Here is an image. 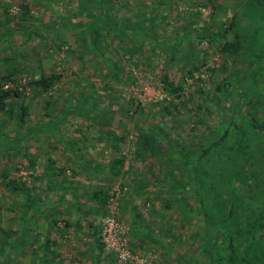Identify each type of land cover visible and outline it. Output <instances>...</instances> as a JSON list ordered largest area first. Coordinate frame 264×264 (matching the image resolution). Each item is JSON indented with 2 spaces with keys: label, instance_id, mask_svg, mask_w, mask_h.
Returning a JSON list of instances; mask_svg holds the SVG:
<instances>
[{
  "label": "rangeland",
  "instance_id": "obj_1",
  "mask_svg": "<svg viewBox=\"0 0 264 264\" xmlns=\"http://www.w3.org/2000/svg\"><path fill=\"white\" fill-rule=\"evenodd\" d=\"M26 1L29 11L27 18H23L17 12V0H0V75L4 77L6 72L14 70L10 77L0 78L1 86L18 88L22 85V79L28 86L27 91L19 89L21 95L12 97V102L7 99L5 107L10 106L12 115L0 110V258L9 257L7 264H19L17 260L31 256V250L25 249L23 245L31 240L34 229L38 225L43 227L50 223V218H57L51 227L53 232L65 231L60 220L65 198L64 192L59 190L67 186L65 191L69 190V198H74L78 193L77 188L81 187L75 185V179L82 178L84 174L75 167V159L69 158L65 165L54 162L55 149L59 148L56 145L66 142L80 144L81 141L76 140H80L81 134H93L98 138H85L92 145H106L109 152L105 153V158H110L114 153L118 155V150L113 148L107 135L114 132L124 135L118 145L119 151L132 148L138 140V130L133 125L134 114L131 113V109L136 106L135 99L140 100L143 107L141 112L136 111L135 114L141 115L136 120H142L141 123L155 120L164 127L170 126L172 122L174 127L169 137L176 138L178 142L188 135L186 132H191L196 145L201 140L200 133L213 130L220 110L217 109V102L218 106L224 108L231 105L234 92L229 87L227 94L222 95L214 88V83L221 80L226 70L220 65L221 55L216 48V41L208 40V34L212 30L216 31L219 23L232 16L239 22L237 29L245 40L237 54L224 59L228 73L234 72L231 83L236 86L235 89H254L253 84L239 80L242 76L257 77L259 94L264 96V0ZM151 14H155L156 18L162 14L166 17L157 21L154 19L151 23ZM188 20H192L191 23L183 28L182 25ZM232 31L229 29L225 32L227 39L232 37ZM27 32L28 37L24 39ZM175 37L179 38L177 46L181 49V55L166 60L169 48H159L157 44L167 42L173 45L177 40ZM193 50L198 51V56L203 55L200 59L204 63L195 71L202 73L203 78L194 77V80L185 76L184 94L191 107L190 113L196 111L195 105L198 104L196 89L207 90L211 102L207 103L210 112L202 108L204 117L193 121L196 125L191 130V120H185L184 111L174 115L176 118L172 121L169 120L170 115L162 116L158 104L152 102L163 94L158 78L162 66L165 64L167 71L174 72L173 76L178 77L183 70L180 68L182 65L190 67L195 62L191 56ZM250 50L258 53L260 58L254 63L249 62V65L248 60H254ZM110 63L118 67L115 77L109 74ZM47 70L59 72L60 77L47 91H37L30 82ZM127 75L133 76L134 80L129 81ZM213 88L215 91L212 92ZM46 98L50 100L48 103L45 102ZM78 102L84 105L80 114L84 111L88 113H84L85 117L73 109ZM21 103L26 106L22 120L17 118ZM66 108V112L72 114L62 117ZM255 114L264 120V107ZM177 123H180V128ZM244 128L249 134L242 153L238 154L233 147H228L232 138L227 142L223 140L210 145L196 165V171H200L203 178L200 191L208 223L212 226L220 223L225 216V202L231 199L234 208L224 228L238 238L256 230L264 222V138H258L246 125ZM229 134L235 136V133ZM95 139L98 143L94 142ZM251 155L253 158L250 159ZM161 159L163 156H155L150 162L157 164ZM135 163L132 166L136 168H126L106 185L108 189L121 184L125 186L111 205L116 219L125 227L127 245L137 259H130L123 264H180L174 254L183 251L185 258H189L195 253L198 239L192 235L194 239L191 240V231H198L202 215L197 211L193 215L190 213L188 221L180 225L179 199L168 194L165 200L157 198L151 202V198H146L136 181L126 182V172L129 171L130 174L143 177L141 187L148 185L145 166L138 168ZM135 170H138L137 173ZM247 179L252 180L251 183H245ZM19 182H24L28 188L29 207L24 201L23 194L26 193L17 189ZM128 185L130 195L136 193L138 196L134 200L130 196V201H127L129 210L126 209L125 216L128 220L124 221V218L118 217L117 208ZM148 186L159 190L155 182ZM78 198L76 208L67 205L72 213H76L77 208H83L84 196ZM92 207L93 213L88 216L81 214V222L76 220L73 224L77 232L69 227L71 235H66L61 246L63 249L59 251L62 257L74 264H116L113 258L109 260V253L103 249L96 229L106 208L98 201ZM170 222L179 237L173 239L172 234H165L171 249L140 237L141 229L146 226L154 231V240L160 239ZM86 241L94 243L92 258L88 252H79ZM255 248L259 254H264V237L259 239ZM140 256L146 257L140 261ZM204 259L201 264H213L205 256Z\"/></svg>",
  "mask_w": 264,
  "mask_h": 264
},
{
  "label": "trees",
  "instance_id": "obj_2",
  "mask_svg": "<svg viewBox=\"0 0 264 264\" xmlns=\"http://www.w3.org/2000/svg\"><path fill=\"white\" fill-rule=\"evenodd\" d=\"M97 1V3H100L106 0ZM17 3L19 6L17 8V12L23 18H27L29 11L27 1L17 0ZM165 17V14L160 15V18H156L155 14H151L149 20L151 21V23H153L154 19H156L157 21L159 19H164ZM191 21L192 20H188L185 24L182 25V27L186 28L188 24L191 23ZM238 24L239 22L235 19V16H232L227 21L219 23L216 31L212 30L210 32V35L208 34V40L210 39L212 41H216V48L221 55L220 65H222L223 69L226 70V73L221 77V80L214 83V88L216 90H219L218 92H220L222 95L227 94V90L229 87H231V92H234V100L231 102V105L229 104L224 108V106H218V102L216 101L217 109L220 110L217 114V125L213 127V130H210L205 134L200 133L201 140L196 145H194L195 141L192 138L194 134L192 135L191 132H186V134L188 135L185 136L182 141L178 142L176 138L169 137V133L172 132V128L174 127L172 122L170 126L164 127L162 126V124H157L155 120H150L148 122L146 121L145 123H141L142 120H136V118H139V116H141L140 114H135L136 111L139 110L141 112L143 107L142 102L138 99H135L136 102L134 105L136 106L131 109V113L134 114L135 120L133 121V125L135 126V129L138 130V140L135 141L132 148H128L127 150H118V156L112 159L114 168H112L113 166H111V168H109L108 166L107 170L105 169L107 174L106 178L108 180L107 182H109L112 177L120 174V168L123 165H133V162H135L137 159H140L144 162L148 161L147 163H150L151 159L146 160L148 156L151 155L154 158L155 156H163V159L160 160V163L158 161V163L154 166H152V163L147 166L148 171H151L150 174L152 175V180H155L154 182L159 186V190H150V195H145L146 198L150 197L151 199H153L151 202H153L154 199L157 198L165 200L168 198V194H171L174 199H179L180 201L178 202H180V217L178 218L180 220V225H182L185 221H188L190 213L191 215L197 212L201 213L203 218L202 223L199 225V227H197L198 231H191V240H193L194 237L198 239V242L195 246L196 250H194L195 253L191 254L189 258H185V256L183 255V251L178 252V254H174L175 258L180 261V264H201L202 261L205 260L204 256L209 261H212L213 264H264V254H259L257 248H255V245L259 243V239L264 237V222L261 223L260 227L256 230L238 238L237 236L232 234L230 230L224 228L225 223L229 220V217L234 208V203L231 199H229L225 202L224 218L220 220L219 224H216L214 226L209 224L206 217V211L204 210V205L202 204L201 199L200 181H202L203 178L200 175V171H196L198 160L202 157V155L207 153L209 146L213 145L214 143H220L223 140L227 142V140L229 141L232 138V141L228 144V147H233V149L236 150L238 154L242 153L247 144L246 136H248L249 134V132H247L248 130L244 128L245 125L252 132H254L258 138H264V120L257 118L255 114L259 108L264 107V96L259 94L260 90L257 88L258 78H249L242 76V79H240L239 82H245L246 80L248 84H253L255 88L247 89L240 87V89H235L236 86L231 83V77L234 72L228 73L227 64L224 61L226 56L237 54L242 46H244L245 39H243L244 37L241 36V32H239L237 29ZM229 29L233 30L232 37L230 39H227L225 37V32ZM28 34V32L25 33L24 39L28 37ZM178 39L174 42L173 45L167 42L165 44L164 42L157 44L159 48L164 46L169 48L165 55L166 60H172L175 59V55H181V49L179 46H177ZM197 52L198 51L195 52L193 50V52L191 53V56L193 55V59H195V62L192 63V66L188 67L187 65L182 67L183 65H179L181 66L180 68H183V70L180 71L179 76L176 78L173 76L175 75L174 72L172 74V72L170 73L169 71H167V69L165 68V64L162 66L158 78L160 83V90L163 92V94L159 99H155V102H152L153 104H158V110L160 111L162 116L163 114H168L170 115L169 120L172 121L176 118H174V115L177 116L181 111H184V114L186 115L185 120H191V125L189 126L191 130H193L196 125L194 123L195 121H197L196 119L200 120L202 117H204L202 108L206 112H210L207 103L211 102L208 99L209 92L207 90H204V88L196 89L197 95L199 96L198 104L195 105L196 111L194 113H190L191 107L188 106L187 100L185 99V76L188 75L194 80V77L203 78L202 73H200L199 71L195 73V71L198 70L199 65L204 63V60L200 59L203 58V55L198 56L199 54ZM249 52L251 53L252 58L254 57V60H248V64L250 65V63H254L260 57L258 53L254 52L253 50H250ZM109 66L110 76L115 77V72L118 67H113L111 63ZM13 71L14 70H10L6 72L4 77H10ZM1 77H3V74L0 75V78ZM59 77V72L47 70L46 72H41L37 78H33L30 83L37 91L39 90L40 92H44L47 91L50 86L58 80ZM127 79L129 81H132L134 80V77L127 75ZM214 88L212 92L215 91ZM21 93L22 92H20L17 87H2L0 80V110L7 111L9 115H12L10 106L5 107L6 101L8 99L9 102H12V97H17L21 95ZM49 101V98L45 99L46 103H48ZM131 102L132 100L130 101V104ZM94 105H96V102H94ZM25 107L26 106L23 103L19 104L18 106L17 118H19L20 120L23 119V116L26 113ZM66 111H68V108H66V110L63 112L62 117L65 116ZM139 111L137 113H139ZM193 116L197 118H193ZM142 119L145 118L143 117ZM177 124L179 125L177 126L180 128V123ZM230 132L235 133V136L232 137L229 134ZM107 135H109L114 149L118 148L119 142L124 138V135L122 133L117 134L114 132H110V134ZM251 158H253L252 155L250 156V159ZM126 161L127 163H125ZM242 169L246 172L243 166ZM94 171H100L102 173L104 169H95ZM251 181L252 180L247 179L245 183H251ZM17 189H20L23 193H26L23 195L24 201L27 204L29 202V193L28 188L24 185V182H19V188ZM107 189L104 190L103 188H100L96 190L94 189L93 191V193H95V196L100 199L101 204L104 203L106 201V198L108 197L110 189ZM138 190L139 189L135 191ZM153 196L157 198H153ZM165 203L168 204L167 202ZM177 211H179V209ZM139 217L141 218L142 216ZM56 219L57 218L53 217L50 219V222L54 224L56 222ZM167 224L168 225L164 228L165 230H163L162 237L160 239L155 238V240L153 237L154 231H150L151 229L144 226V239L155 241L158 243V245L167 249H171L168 242L165 240V234H172L171 237H173V239H178L179 237L173 231L175 226L171 222ZM137 226L138 225H136L135 229H137ZM192 235L194 237H192ZM108 253L109 260H112V258L113 260H115V256L113 255V253Z\"/></svg>",
  "mask_w": 264,
  "mask_h": 264
},
{
  "label": "crops",
  "instance_id": "obj_3",
  "mask_svg": "<svg viewBox=\"0 0 264 264\" xmlns=\"http://www.w3.org/2000/svg\"><path fill=\"white\" fill-rule=\"evenodd\" d=\"M83 106L84 105H81L78 102V103H76V106L73 109L76 110V113H78L80 116L83 115V117H85L84 113L88 114L86 111H84L82 115L80 114V109L84 108ZM68 114H72V113L66 112L65 115L68 116ZM97 134H99V133H97ZM100 134L103 135V133H101V132H100ZM85 137H88L89 139L91 137L98 138L97 135L93 136V134L89 135L88 133H86L83 135L81 134V138H83V141L81 138H80V140L79 139L76 140L77 142L81 141L80 144L75 143V145H72L70 142H66L64 144H60V145L55 146V147H59V148L55 149V154H54V158H53L54 162L57 165H65L64 164L65 162L68 163V161H66V160H68L69 158H72V159L76 160L73 162L76 165L75 167L82 170V174H84V176H82V178L77 177V179H75V185L76 186L79 185L81 187L77 188L78 193H77V195H74V198H69V195H68L70 193L69 190L65 191V189H67V186L60 188V190H59V191L64 192L63 195L65 198L64 202L62 203L64 205V207L61 210L62 211V213H61L62 219L60 218V220H62V222L64 224L63 228L65 231L61 232L60 230H58L57 232H53L51 230L53 223H51L50 221H49L50 223H48L47 225H43L44 228L41 227V225H38V227L34 229V234L31 238V240H29L27 243H24V245H23V247L25 249L31 250V251H29L31 253V256L20 258V260H17L19 262V264H74L73 261L67 260V258L62 257V254L60 251L63 249V247H61L64 245L63 241L66 239V235L70 237L71 232H72L71 229L75 230V227L73 226L75 221L77 220V222H81V216H82L81 214H83V216L90 215L94 211V207H92V204L94 202H97V201H98V203H101L100 199L97 196H95V193H93V191H94V189L96 190V189L103 188L105 190L108 188V187L106 188L107 181H108L106 178V175H107L106 170H107L108 166H109V168H111V166H113L112 159L114 157L118 156V155H116L117 153H114V155L113 156L111 155L110 158H105L106 157L105 153L109 152V148L106 145H97V144L92 145L93 143L88 142L87 141L88 138H85ZM94 142L98 143V140L95 139ZM117 150H119V149L117 148ZM153 158L154 157L151 155L147 157V159H153ZM147 162L148 161H146V162L138 161L135 163V165H138V168H140L141 165L143 167L145 166L144 170H146V174H147V175H145L146 183L151 186L155 180H152L153 178L151 177L152 175L150 174L151 171L150 170L148 171V169H147V166H149L151 162L150 163H147ZM51 163H52L51 165L53 166V161ZM125 163H127V161ZM154 165L155 164L153 163L152 166H154ZM112 168H114V166ZM126 168L129 170H132V169L136 168V166L133 167L130 164L123 165L120 168V174H121V172H124ZM95 169H99V170L104 169V171H102V173L100 171L99 172L96 171L94 173L93 170H95ZM140 170H142V169H140ZM135 171L137 173L138 170H135ZM126 173H128V176H127L128 178H125L127 183L128 182L130 183L131 181H136V183L139 184V188L141 189V191L144 192V194L146 196L150 195V190H152L151 187H149L148 185L146 187H141L143 184V181H142L143 177L142 176H140V177L138 175L135 176V175H133V173L130 174L129 171ZM85 175H87V177ZM147 177H148V179H147ZM74 190L76 191V188ZM129 191H130V185H128L127 192L120 198V202H119L118 208H117V215L119 214L118 217L124 218L125 219L124 221L128 220V218L125 216V214H127L126 209H128V206H129L128 202L130 201V196H131V199H133V200L135 199V197L138 196V194H133V193H132V195H130ZM53 192L54 191H52L51 193H53ZM81 195H83L84 199H85V201H83L84 202L83 208H81V209L77 208L76 213H72L70 211V209H68L69 206H67V205L71 204L73 208H76L77 204H78V199H79L78 197ZM50 196L51 195H49V197ZM153 198H157V197L153 196ZM49 199L51 201V198H49ZM71 200H73L74 202L73 201L69 202ZM151 200H153V199H151ZM106 202H107V198H106V201L104 203H102L103 206H105V208L107 206ZM132 207H133V205H132ZM137 209H139V208L137 207ZM40 214H41V212H40ZM144 215L147 216V214H144ZM131 222L132 223L134 222L133 218H131ZM70 226H71V229L69 228ZM81 227H76V229H79ZM67 230H68V232H66ZM75 231L77 232L78 230H75ZM150 231H153V230L151 229ZM140 233H141L140 237L144 238L143 228L141 229ZM35 234H36V236H35ZM39 234H42V236H40ZM130 235H132V233H130ZM91 239H92V236H91ZM129 239H130V237H129ZM132 240L133 239L131 238L130 241L133 243ZM135 241H136V239H135ZM138 245H139V243H138ZM93 246H94V243L92 244V242H89V241L83 242L81 249H79L80 254L82 251H85V252H88V254L92 258V254H94V252L92 253L91 249L93 248ZM139 246H141V245H139ZM45 252H47V254ZM75 253H77V250L75 251ZM44 254H45V256H44ZM4 260L7 262H4ZM8 261H9V258H7V259L6 258L5 259L0 258V264H7V263H9Z\"/></svg>",
  "mask_w": 264,
  "mask_h": 264
},
{
  "label": "built area",
  "instance_id": "obj_4",
  "mask_svg": "<svg viewBox=\"0 0 264 264\" xmlns=\"http://www.w3.org/2000/svg\"><path fill=\"white\" fill-rule=\"evenodd\" d=\"M6 86V85H5ZM18 89L28 90L25 80L22 79V85ZM162 94L159 96L161 97ZM125 186H112L110 188L106 206L103 215L100 216L97 224L100 243L107 252H112L115 256L116 264H123L130 259H137L136 254L128 247L125 227L116 219L114 208L111 205L116 198L121 195V189ZM146 257V256H145ZM145 257L140 256V261Z\"/></svg>",
  "mask_w": 264,
  "mask_h": 264
}]
</instances>
